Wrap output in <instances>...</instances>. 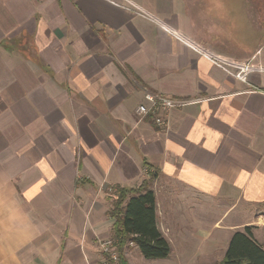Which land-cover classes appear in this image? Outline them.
Segmentation results:
<instances>
[{"label":"crops","instance_id":"0c3cea01","mask_svg":"<svg viewBox=\"0 0 264 264\" xmlns=\"http://www.w3.org/2000/svg\"><path fill=\"white\" fill-rule=\"evenodd\" d=\"M254 3L0 0V264H103L108 190L138 188L147 166L172 251L128 244L129 264L220 262L247 226L264 246L245 218L264 204ZM215 62L248 65L247 82ZM145 90L192 101L161 127L138 111Z\"/></svg>","mask_w":264,"mask_h":264},{"label":"trees","instance_id":"16d2710c","mask_svg":"<svg viewBox=\"0 0 264 264\" xmlns=\"http://www.w3.org/2000/svg\"><path fill=\"white\" fill-rule=\"evenodd\" d=\"M153 169L151 166H147ZM155 171L135 189L117 187L111 194L110 216L115 220L111 238L119 252L118 264H129L124 255L131 242L148 259L167 258L172 248L157 222V204L151 188ZM219 264H264V246L255 238L253 226L233 234L224 258Z\"/></svg>","mask_w":264,"mask_h":264},{"label":"built area","instance_id":"2783aa9c","mask_svg":"<svg viewBox=\"0 0 264 264\" xmlns=\"http://www.w3.org/2000/svg\"><path fill=\"white\" fill-rule=\"evenodd\" d=\"M216 63V62H215ZM223 67L222 64L216 63ZM226 71L232 73L236 78L247 82V73L250 71L249 66L242 67L238 72H232L226 68ZM145 101L140 104L138 111L143 115L152 114L157 125L164 127L167 125L168 113L174 108L188 105L192 100H186L176 97H168L160 93L145 90ZM149 173V169H145ZM130 244H133L132 242ZM101 251L103 254V264H118L120 257L115 242L112 238H107L101 242Z\"/></svg>","mask_w":264,"mask_h":264},{"label":"rangeland","instance_id":"374dc122","mask_svg":"<svg viewBox=\"0 0 264 264\" xmlns=\"http://www.w3.org/2000/svg\"><path fill=\"white\" fill-rule=\"evenodd\" d=\"M255 1L253 7H251V17L256 23L264 24V0H251ZM158 93V92H155ZM154 118L152 114H148ZM155 121V120H154ZM156 123V121H155ZM157 124V123H156ZM145 169H149L146 167ZM150 171H155V169H149ZM149 175V174H148ZM117 188H110L108 192L110 194L115 193ZM249 210V214L245 216V218H249L251 223L255 226V233L256 235H261V237L264 235V204L262 206L259 205H253L249 206L247 208ZM257 212L256 214H254ZM244 217V216H243ZM144 258V257H143ZM145 261H151L148 259H144ZM201 264H211V263H201ZM212 264H219V262L212 263Z\"/></svg>","mask_w":264,"mask_h":264}]
</instances>
